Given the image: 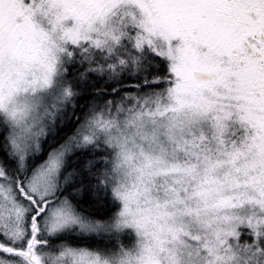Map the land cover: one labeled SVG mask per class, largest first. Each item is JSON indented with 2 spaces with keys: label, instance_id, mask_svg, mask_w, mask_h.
Here are the masks:
<instances>
[{
  "label": "rangeland",
  "instance_id": "374dc122",
  "mask_svg": "<svg viewBox=\"0 0 264 264\" xmlns=\"http://www.w3.org/2000/svg\"><path fill=\"white\" fill-rule=\"evenodd\" d=\"M172 30L157 0H0V117L18 158L11 166L0 155V237L26 239L22 249L1 250L22 264H264L257 246L240 243L245 229L263 245L264 122L243 108L233 84L209 85L213 92L179 80L182 51H153L168 62L167 103L135 108L121 121L96 120L113 153L112 228L131 232L132 248L50 250L36 238L105 228L53 198L77 145L20 178L66 105V65L97 58L107 60L106 70L122 69L136 64L134 47L163 43ZM210 52H202L207 60Z\"/></svg>",
  "mask_w": 264,
  "mask_h": 264
},
{
  "label": "trees",
  "instance_id": "16d2710c",
  "mask_svg": "<svg viewBox=\"0 0 264 264\" xmlns=\"http://www.w3.org/2000/svg\"><path fill=\"white\" fill-rule=\"evenodd\" d=\"M134 47V46H133ZM130 51L136 64L119 69L106 70L107 60L71 61L63 74V82L70 85L71 91L66 105L58 114L49 131L40 141V149L30 155L23 176L34 170L50 154L62 150L67 144L77 147L69 151L57 176L54 200H68L76 212L89 220L100 221L105 226L101 233L88 234L77 231L63 232L52 237H42L38 231L36 238L50 246V250L75 248L86 251L113 253L118 249L132 248L134 237L131 232L123 231L120 236L112 228L118 203L111 192L113 153L104 142L102 134L96 129V120L113 116L124 120L126 114L135 108L167 103L169 86L168 62L153 51ZM111 61V60H109ZM102 68V69H101ZM105 69V70H104ZM6 124L0 117V155L2 162L14 166L17 159L10 155L11 149L6 138ZM61 148V149H60ZM31 207V206H30ZM44 214V213H43ZM43 216V215H42ZM42 216L37 217V225ZM29 217V216H28ZM27 217V218H28ZM107 229V230H106ZM241 247H255L264 254L263 245L256 242L251 232L241 231ZM31 231L25 230L29 236ZM260 240V239H259ZM5 241L0 237V246L22 249L26 239ZM245 246V247H244ZM22 264L17 255L0 249V260Z\"/></svg>",
  "mask_w": 264,
  "mask_h": 264
},
{
  "label": "flooded vegetation",
  "instance_id": "af4514ba",
  "mask_svg": "<svg viewBox=\"0 0 264 264\" xmlns=\"http://www.w3.org/2000/svg\"><path fill=\"white\" fill-rule=\"evenodd\" d=\"M157 1L172 34L136 50L182 51L179 80L213 92L233 84L243 108L264 122V0ZM204 51L214 52L207 60Z\"/></svg>",
  "mask_w": 264,
  "mask_h": 264
}]
</instances>
